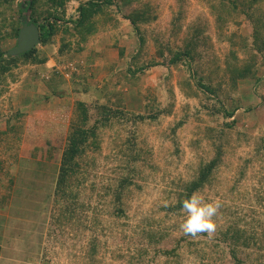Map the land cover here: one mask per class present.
<instances>
[{
  "label": "rangeland",
  "instance_id": "rangeland-1",
  "mask_svg": "<svg viewBox=\"0 0 264 264\" xmlns=\"http://www.w3.org/2000/svg\"><path fill=\"white\" fill-rule=\"evenodd\" d=\"M147 2L153 6L158 18L141 25L146 39L141 49L140 43L136 45L137 47L135 46L138 34L135 28L122 13L116 11L119 0H114V4L109 7L104 6L106 14H111L112 19L107 23L102 22L98 32L90 38V41L103 38L107 42L111 36L112 43L113 36H116L119 30L118 27H123L122 22L129 25L126 30H131V35H129L130 31H124L125 28L119 30L121 37H127L129 40L127 58L130 57L131 60L135 50L139 48V58L136 59L135 64H148V67L144 72L128 75L127 67L131 61L125 57L124 61L127 65L124 68L125 71L119 70L116 73L119 81H123L120 82L121 94L111 93L114 94L115 97H113L109 92L105 93V89L100 88L94 78L86 80L91 82L90 90L85 91L83 88L73 90V78L75 76L79 78L80 75L77 73L82 72L77 64L81 62L80 56L87 54L86 51L84 53V49H87L90 42L84 44L83 50L72 51L63 60L64 57L58 52L61 43L60 34L56 36L55 45L45 47L38 44L39 48L49 56L46 63L32 65L21 62L14 71V75L0 80V176H6L9 173L12 182L14 181L12 176L16 177L14 187L13 184L10 185L13 190L8 197V202L11 204L10 216L0 220L5 222L4 226H0V238H2L3 228H8L9 235L12 228L24 229V238L22 233L17 239L18 245L11 243L12 247L8 248L11 254L15 247L20 248V257H34V254L39 253V243H41L40 258L27 264H143L145 260H150L149 264H174L179 259L180 264H251L255 261V256L259 254L256 246L239 248L237 257L243 262H238L230 251V242L222 240L221 231L238 220V225L248 233L255 231L258 235L262 233L264 237V156L262 159L260 157V154L264 153V142L261 139L264 138L262 97L264 95V65L259 71L262 81L257 82L251 78L239 81L236 89L232 90L230 86L223 85L221 90V92H231L226 100L228 103L232 100L238 109L231 117L236 120L235 126L228 127L230 139L225 141V162L218 173L221 180L215 182L212 188L199 192L206 200L220 202L221 206L215 217V231L211 234L202 232L195 236L187 235L190 237L191 244L182 247L179 257L162 252L154 253V244L149 246V254L140 257V262L137 261V257H134L138 256L135 251L137 243L142 244L145 241L140 233L141 228L150 227V223L159 225V220L166 215L165 202L168 206L175 200L177 183L191 179L196 173L200 160L211 155L210 140L212 139L207 134L215 133L213 129L217 132L222 128L227 130L226 126H223L225 119L204 106V103L210 106L215 105L216 98L207 99L202 94L199 97L186 96L180 86V80L188 76L189 69L185 63L173 65L169 61L170 55L167 51L166 56H158L155 38L163 44L176 47L183 44V38L189 32V24H202L205 30L204 36H207V42L201 45L202 56L204 59H207V54H210L211 59L217 56L220 64L223 65L231 49V38L236 40L237 45L234 48H237L239 56H242L243 50L239 46L240 38H250L253 31L251 22L242 13L233 14L226 23L219 25L216 19L217 11L211 8L209 0H147ZM79 3L80 0L67 2V17L78 16ZM135 6L143 7L134 3L131 7H125L126 12H130ZM180 8L184 12L181 17L183 28L176 38L172 19L179 16ZM12 10L9 13L13 18L14 15L19 16L16 2ZM16 42L17 40L10 39L6 42V47L12 48ZM142 50L143 53H140ZM59 58L62 60L59 61ZM69 61H74L76 69L74 73L66 77L58 69H63ZM152 62L159 63L149 66ZM135 64L131 62L130 65L134 68ZM212 65H205L206 71ZM61 76L65 81H59L58 77ZM52 79L56 80L54 83L57 89L65 93L52 94L50 87ZM66 80L69 84L65 85ZM124 81H128L131 88L132 85L137 87L138 96H135L138 97L137 99H133L135 98L133 95L127 96L129 91L124 89L127 85ZM45 86L48 89L46 91H44ZM25 92L33 93L32 101L47 103L42 99L46 98L45 95L49 97L53 95L50 100L62 98L70 104L63 105L60 109L48 104L44 107L40 105V110L34 112V108L29 107L31 103L28 105L22 103ZM68 94L71 96L69 97ZM83 99L88 104L105 102L111 107L125 106L144 113L150 112V107L146 106L148 110L144 108L147 102L151 106L154 105V108L172 107L170 113L161 114L158 119L148 120L139 125V145L148 163L141 166V174L134 177L135 183L130 186L129 194L125 198L128 217L114 222L108 212L99 211L100 205L96 204L99 206L96 208L97 197L90 202L91 206L88 208H81V205H78V211L83 216L80 218L90 216L88 223H91V217L96 213L103 221L105 220L103 227L106 229L101 228L99 234L108 244L101 246L100 251L95 255L94 263H91L87 256L91 228L80 223V219H64L62 205L54 200L55 181L58 177L70 123L76 112V102ZM90 110L93 120L96 118L95 109ZM181 119H184V123L176 129V132H173L176 123ZM98 132V149H89L86 156H83L84 161H81L82 170H85V173L78 176L82 177L83 183L79 189L75 188L79 191V199L76 200L80 204L91 194L93 184L96 189L94 193L100 192L102 185H115L122 172L119 167L123 165L124 160L121 153L126 136L124 128L117 123L110 127H100ZM46 138H50V144L45 142ZM34 144L37 146L44 144L47 149L37 150L39 154L35 157L38 158L36 160L32 159L33 156L26 157L31 159V162H28L27 159L24 160L25 155L36 152L35 149L33 151L31 149ZM60 146L61 149H58ZM50 154L54 155L51 163L47 166L39 165L41 161L38 160L41 159L44 162ZM85 161H88L87 165ZM244 164H246V175L242 180L236 181L240 174L239 170ZM55 165H57V171H55ZM52 168L55 169L52 170ZM235 184L236 188L233 187ZM49 191L50 196H48ZM107 208V204L103 205V209L107 210ZM168 218L164 225L168 226L167 231L170 235L156 244L158 248L169 249L175 245L177 238L184 235L180 225L185 219V212ZM40 220L43 223L42 226ZM44 224L45 227H43ZM30 228L33 230L28 233ZM44 228L45 234L41 235ZM118 245L120 249H117ZM132 256L136 258L134 263L130 262ZM261 260H264V257Z\"/></svg>",
  "mask_w": 264,
  "mask_h": 264
},
{
  "label": "trees",
  "instance_id": "trees-1",
  "mask_svg": "<svg viewBox=\"0 0 264 264\" xmlns=\"http://www.w3.org/2000/svg\"><path fill=\"white\" fill-rule=\"evenodd\" d=\"M68 1L70 0H0V80L14 75V71L21 62L37 65L44 64L49 60L48 54L41 50L38 45L17 56L7 54L10 48L6 47V42L10 39L17 40L19 30L23 24V15L28 14L29 19L39 27L41 35V42L39 44L45 47L55 45L56 36L58 34L61 35L58 52L64 57L63 60L72 51L80 52L83 50L85 47L84 44L98 32L100 24L102 22L107 23L112 19L111 14H106L104 6L109 7L113 5L114 0H80L77 7L78 16L76 18L66 16V5ZM14 2L18 5L19 16L17 15L16 17L14 15L13 18L9 11L12 10ZM134 3L140 4L143 7L135 6L130 12H126L125 7H131ZM209 3L211 8L217 11L216 19L219 25L226 23L228 18L235 13L245 14L246 18L252 24V39L251 37L240 38L239 46L243 50V55L239 56L237 48H234L237 42L231 38V49L225 57L224 64L221 65L217 56L212 59L210 54H207V59H204L202 56L201 45L207 42V36H204L205 30L202 24H189V32L184 36L183 44L177 45L176 47L163 44L158 38H155L158 56H166L168 52L170 55L169 61L173 65L185 63L189 69L188 76L180 80V86L186 96L199 97L202 94L207 99L213 100L216 98L215 105L210 106L204 103V106L210 109L212 113L225 119L223 126H226L227 130L222 128L217 132V130L213 129L215 133L207 134L212 139L210 140V145L212 144L211 155L208 158H202L200 160L196 173L191 179L181 180V182L179 181L177 183L175 200L166 206V215L162 216L163 218L159 220V225L155 226L152 225L153 223H150V227L141 228L140 233L145 241L142 244L137 243V246H135V251L138 253V256L134 257H137L138 262L141 261L140 257L149 254V246L153 244L154 253L162 252L163 254L176 257L181 256L180 251L184 245L191 244L190 237L182 235L176 239L175 245L169 249L158 248L159 246L156 245L170 235V232L167 231L168 226L164 225V222L169 219L168 217L171 215H180L184 212L182 208L183 200L191 196L193 192H200L209 187L212 188L215 182L221 180L220 174L218 173H220V169L225 162V141L230 139L228 127L232 128L235 126L236 120L234 118L231 119V117L234 115L235 110L238 109V106L233 104L232 100L229 103L227 102L226 99L230 97L231 92H221L223 85H228L233 90L237 88L239 81L251 78H254L257 82L262 81L259 71L261 66L264 65V0H209ZM181 8L179 10V16L172 19L176 38H178L183 28L181 17H183L184 12ZM116 11L122 13L131 22L139 35L140 46L143 47L146 39L141 31V25L150 23L158 18L156 12L153 10V6L149 5L147 0H119V3L116 4ZM137 58L138 54L133 55L131 62L135 64ZM61 60L59 58V61ZM157 63L159 62H152L151 64ZM205 65L212 66L206 71ZM201 66H204V68H200ZM146 67V64L136 63L134 68L131 67L129 71L133 75H136L139 72H144ZM52 80L53 84H50L52 94L61 95L65 93L59 91L56 83H54L56 80ZM87 90L85 89V91ZM262 97L264 100V95ZM146 106L150 107V112L155 113H147L148 111L146 113L139 112L128 109L125 106L111 107L105 102L88 104L84 99L76 102V112L70 123V130L62 151L58 177L55 181L54 200L56 203L62 205L64 219H80V223L91 228L92 233L89 237L87 247V256L91 263L95 262V255L98 254L101 246L108 244L99 234L101 228L103 230L106 229L103 227L105 220L103 221L99 214L96 213L91 217V223H88L90 216L87 215L88 218H80V216H83L78 211V205H81V208H88L91 206L90 202L97 197L95 206L98 204L100 208H98L99 206H96V208L99 211L103 210L104 212H108L111 218L114 219V222L115 220L117 221L128 217L125 198L129 194L128 190L130 186L135 183L134 177L141 174V166L147 165L148 163L147 157L143 155L142 148L139 145V125L148 120L154 121L161 114L170 113L172 110V107L168 109L158 106L157 109V107L154 108V105L151 106L148 102L144 105L145 110H148ZM91 108L95 109L94 114L96 118L93 120ZM117 123L126 132L121 147L124 160L123 165L119 168L122 172L115 185H102L100 192L94 193L96 189L93 184L91 194L80 204L77 201L79 199V191H76L75 188L79 189L83 183L82 177L78 176L81 173H85V170H82L81 164V161H84L83 156H86L89 149H98V130L100 127H110ZM183 123L184 119L179 120L172 131L176 132V129ZM261 139L264 142V138ZM262 156H264V153L260 154L261 159ZM85 162V165H87L88 161ZM245 167L246 164L239 170L240 174L236 181H240L245 177ZM233 187L236 188L237 185L235 184ZM105 204L108 205L107 210L103 209V205ZM238 224L239 221L237 220V222H233L232 225L224 228L221 231L222 240L227 243L230 242V251L240 263L243 261L237 257L238 249L256 246L259 254L255 256V261L251 264H264V260H261L264 257L263 234L258 235L255 231L248 233L247 230ZM117 249H120L119 245ZM135 259L132 256L130 262L134 263ZM149 263L150 260H145L143 264ZM174 264H180V259L176 260Z\"/></svg>",
  "mask_w": 264,
  "mask_h": 264
},
{
  "label": "crops",
  "instance_id": "crops-1",
  "mask_svg": "<svg viewBox=\"0 0 264 264\" xmlns=\"http://www.w3.org/2000/svg\"><path fill=\"white\" fill-rule=\"evenodd\" d=\"M119 20L122 22V19L120 17H119ZM122 24H123V27H118V29L119 30H121V29L124 30V28H125L124 31H126V32L130 31L129 35H131V33H132L131 30H126V28L129 25L126 24V23H123V22H122ZM119 30H117V35L113 36L112 43H111V36L110 35H109L110 37H109L107 42H105L103 38L101 40H98V39H96L94 41L93 40H91V41L89 40V42H90L89 44L91 46L88 44L90 46V48L88 46V47H86L87 49H84V53L86 51L87 54L86 55L82 54L80 56L81 62H79L77 64L78 68L82 69V72L81 73L80 72L77 73V75H80L79 78L78 77L76 78V76L73 78V81H74V82L72 81L73 84H74V86H72L73 90H75V89H79L80 90L81 88H83L84 90L85 89L90 90L89 87H91V82L90 81H86V80H92V78H94L95 81L98 82V84L100 85V88H102V89L104 88L105 89V93L106 92H109V94L114 93V92L117 93V94H121L122 93V85L120 84V82H123V81H119L120 79H119V77H117L116 73L119 70L123 71V72L125 71L124 68H126L127 65H126L124 59L126 57V59L130 60V57L127 58V55L129 53L128 50H127V46L129 45L128 44L129 40H128L127 37L126 38L125 37H121V35L119 33ZM141 31H142V28H141ZM136 33H137V31H136ZM137 40H135V42H136L135 46L138 45V43H140L138 34H137ZM141 47L142 46H140V49H141ZM92 48H94V49L90 50ZM140 53H143V50ZM135 54L139 55V48H137L135 50ZM132 57H131V59H132ZM138 58H139V56H138ZM130 64H131V62H130ZM130 64L127 67V72H128V75H133L129 71L130 68L132 67V66H130ZM154 65L155 64H151L150 63L149 66H154ZM54 77H56V76L54 75ZM58 78L61 79V80L59 79V81H65V80L62 79L63 78L62 76L58 77ZM67 81L68 80H66L65 85L67 83L69 84V81L68 82ZM124 82L127 84L124 89L129 91V92H127V96H128V94H129V96H132V95L134 97L138 96L137 87H134V85L131 84L133 86L131 88V87H129L130 83H128V81H124ZM44 89H45L44 91L48 90L46 86L44 87ZM25 93L26 94H25V97H24V100L22 101V103L26 104V105L31 103L29 105V107H31L32 109L34 108V112H36V110H40V108H41L40 105H43L42 107H44V106H47V104H48L49 106H56L57 108L60 109V107L62 108L63 105H69L70 104L66 100H63L62 98L55 99V100H50V98L53 95H50V97H49V95H45L46 98L42 99V101H45V102L47 101V103H42L40 101L38 102V101H35V100L32 101L31 98L33 97L32 96L33 93H31V92H25ZM111 95H113V97H115L114 94H111ZM70 96L71 95H69V97ZM47 98H49V100H46ZM137 98L138 97H135L133 99H137ZM68 101H70V100H68ZM45 142L47 144H50L51 143L50 138H46ZM28 144H30V143L28 142ZM45 147L46 146L44 144L43 145H38V146H37V144H34V146L31 149H32V151L35 149L36 152H29V154L27 156L25 155V159L24 160L27 159L28 162H31V159L26 158V157H29V156H30V158H31V156H33V158H32L33 160L38 159V158H35L39 154L37 152V150H40V149L45 148ZM45 149H47V148H45ZM58 149H61V146ZM53 156L54 155L50 154L49 158H46V160L44 162L41 159L38 160V161L43 162V163L40 162L39 165L45 164V166H47L48 163H51L50 161L53 158ZM58 156H59V153H58ZM57 165H55V168H56ZM55 168H52V170H54ZM55 171H57V168H56ZM15 176H16V174H15ZM12 177L14 178L13 182L11 180V177H10L9 173L6 174V176H0V220L7 219L10 216L11 204L8 202V197L11 194V191L13 190L14 182L16 180V177H14V176H12ZM12 184H13V187L10 188V185L12 186ZM48 196H50V191L48 192ZM4 224H5V222H2V221L0 222V226H4ZM42 224L43 223L41 221V226H42ZM43 227H45V224H44ZM7 229L8 228H3V231L1 232L2 238H0V264H27L29 262L33 263L35 260L38 259V257L40 258L39 255H40V249H41V245H42L41 243H39V246H40L39 247V253L34 254V257H32V258L29 257V256L28 257H20V254H19L20 248L17 249L16 247L14 248V251L11 254L9 252L8 248L12 247L11 243L12 244H17L18 243L17 239L20 237V235L22 233H24L23 234V238H24L25 230L24 229H20L19 227L18 228H12V230L10 231V235H9V232L7 231ZM31 230H33V228H30L28 233H31ZM43 233L45 234V228L41 231V235ZM7 243H9V244L7 245ZM6 250H8V252H6Z\"/></svg>",
  "mask_w": 264,
  "mask_h": 264
},
{
  "label": "clouds",
  "instance_id": "clouds-1",
  "mask_svg": "<svg viewBox=\"0 0 264 264\" xmlns=\"http://www.w3.org/2000/svg\"><path fill=\"white\" fill-rule=\"evenodd\" d=\"M220 206L218 200H206L199 192H193L191 196L184 199L182 208L185 212V219L180 225L184 235L195 236L202 232L209 234L214 232L215 217Z\"/></svg>",
  "mask_w": 264,
  "mask_h": 264
},
{
  "label": "water",
  "instance_id": "water-1",
  "mask_svg": "<svg viewBox=\"0 0 264 264\" xmlns=\"http://www.w3.org/2000/svg\"><path fill=\"white\" fill-rule=\"evenodd\" d=\"M22 27L19 30L16 45L7 51V54L17 56L41 42L40 29L35 22L29 19L28 14L22 16Z\"/></svg>",
  "mask_w": 264,
  "mask_h": 264
},
{
  "label": "built area",
  "instance_id": "built-area-1",
  "mask_svg": "<svg viewBox=\"0 0 264 264\" xmlns=\"http://www.w3.org/2000/svg\"><path fill=\"white\" fill-rule=\"evenodd\" d=\"M76 69V64L74 63V61H69L67 65H65L62 68L58 69L59 71L62 72V75L69 77L70 74L74 73L73 71Z\"/></svg>",
  "mask_w": 264,
  "mask_h": 264
},
{
  "label": "bare ground",
  "instance_id": "bare-ground-1",
  "mask_svg": "<svg viewBox=\"0 0 264 264\" xmlns=\"http://www.w3.org/2000/svg\"><path fill=\"white\" fill-rule=\"evenodd\" d=\"M110 35V34H109Z\"/></svg>",
  "mask_w": 264,
  "mask_h": 264
}]
</instances>
